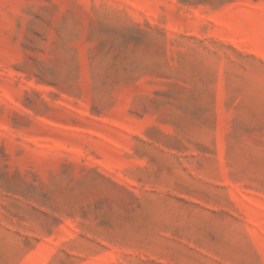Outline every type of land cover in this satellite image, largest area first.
I'll return each instance as SVG.
<instances>
[{
  "label": "rangeland",
  "instance_id": "obj_1",
  "mask_svg": "<svg viewBox=\"0 0 264 264\" xmlns=\"http://www.w3.org/2000/svg\"><path fill=\"white\" fill-rule=\"evenodd\" d=\"M0 264H264V0H0Z\"/></svg>",
  "mask_w": 264,
  "mask_h": 264
}]
</instances>
